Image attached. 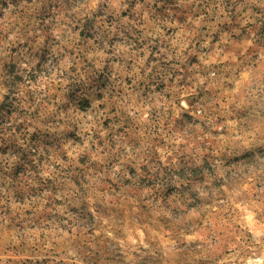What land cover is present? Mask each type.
Returning <instances> with one entry per match:
<instances>
[{
  "label": "rangeland",
  "instance_id": "rangeland-1",
  "mask_svg": "<svg viewBox=\"0 0 264 264\" xmlns=\"http://www.w3.org/2000/svg\"><path fill=\"white\" fill-rule=\"evenodd\" d=\"M0 264H264V0H0Z\"/></svg>",
  "mask_w": 264,
  "mask_h": 264
}]
</instances>
